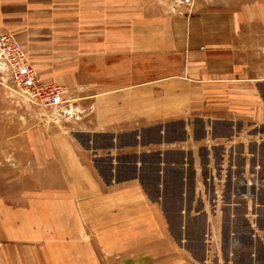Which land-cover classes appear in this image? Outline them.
Masks as SVG:
<instances>
[{"label":"crops","instance_id":"obj_1","mask_svg":"<svg viewBox=\"0 0 264 264\" xmlns=\"http://www.w3.org/2000/svg\"><path fill=\"white\" fill-rule=\"evenodd\" d=\"M195 4L184 15L156 0H0V33L82 109L75 128L19 126L0 144V264H264V0ZM150 167L161 182L191 171L181 209H199V242L173 234L143 184ZM223 209L242 224L227 254Z\"/></svg>","mask_w":264,"mask_h":264},{"label":"rangeland","instance_id":"obj_2","mask_svg":"<svg viewBox=\"0 0 264 264\" xmlns=\"http://www.w3.org/2000/svg\"><path fill=\"white\" fill-rule=\"evenodd\" d=\"M194 10H195V7H194ZM28 56L30 58L29 54ZM30 61L34 65V62L31 60V58H30ZM35 69L38 74L39 71L37 70L36 67ZM60 74L62 78H67V70L60 71ZM58 85H62V84H58ZM62 86L65 87L67 90L65 98L68 100L70 99L69 102L66 103V107H65L66 109H70V113L69 114L61 113V115L58 117L59 121H55L52 111H50L48 108H45V107L41 108L38 106H33V105L26 104V103H22L19 100L15 99L14 97L9 96L6 88L0 85V144H2L5 140L10 139V136H11L9 133L10 130L16 131L15 129L16 127H18V130H19V126L23 127V129L27 127L29 132L32 131L33 137L35 136L34 131L38 128H41L42 126L58 125L60 126L61 131H65V130L67 131L66 128L68 126H71V127L74 126L75 123L73 121L74 120L77 121V119H75V116H77V114L81 115L82 109L75 102L72 101L71 95L69 94V91H70L69 88L64 84ZM78 128L79 127H76V129ZM16 136L17 135L12 133V140H15ZM147 136L148 135H146V140H147ZM150 136H154V134ZM77 138L81 142L87 141V136L84 135L83 133L80 135L78 134ZM152 139L154 140L157 138L154 137ZM94 140L97 141L98 145H102V144L106 145L108 142L110 143L106 135L105 136L98 135L94 137ZM118 141H119L118 144L121 143L122 145H125V144H129L132 141V138L130 135L128 136L124 135V136H120ZM106 150L107 149H105L104 152ZM118 151L119 153L117 156L119 157V161H125L129 163L132 162L131 161L132 152H131L130 147H125L124 149H121ZM148 162H151V161L148 160ZM175 168L178 169V166ZM149 170L151 172L153 171L151 167L148 169V171ZM170 173L169 174L172 175V170H170ZM191 176H192L191 171L189 170V176L187 177V180L185 182L179 183L178 177L175 175L167 177L166 182H161L160 179L158 177H155V175H153V172H152V175L150 174L146 178L143 176L142 180H143L145 189L151 196H153L154 198H157L156 196L161 194V201L163 203L164 210L168 214L170 227H171L173 234L175 236H178L180 233H182L183 235L187 236V238L194 240L193 243H195V242L200 241L201 235L204 232V228H205L204 219L202 216L199 217V209H181L184 205H187V207L190 208V206L194 203L193 201L194 200V197H193V190H194L193 184L194 183L191 180L192 178ZM2 205H3V163L1 159L0 161V206L2 207ZM3 214H4V209H0V238L3 237ZM220 224L222 227L223 253L227 254V250H228L227 246H228V241H229L228 233L230 229H233L235 227L238 228V226L241 227L242 224L241 222L235 224L233 220L229 219L228 209H223V213L221 214V218H220ZM181 226H183V228ZM5 253L6 252L3 249V247H0V257L1 258L3 255H5ZM235 259L237 260V258Z\"/></svg>","mask_w":264,"mask_h":264},{"label":"built area","instance_id":"obj_3","mask_svg":"<svg viewBox=\"0 0 264 264\" xmlns=\"http://www.w3.org/2000/svg\"><path fill=\"white\" fill-rule=\"evenodd\" d=\"M156 2L163 7L165 13L190 15L196 0ZM0 85L6 88L9 96L22 103L48 108L55 121H59L61 113H70V109L65 108L69 102L65 98L66 88L56 83L41 82L25 48L9 32L0 33Z\"/></svg>","mask_w":264,"mask_h":264}]
</instances>
